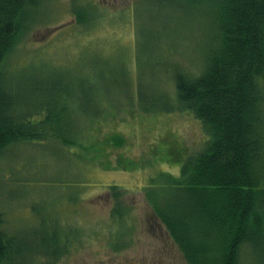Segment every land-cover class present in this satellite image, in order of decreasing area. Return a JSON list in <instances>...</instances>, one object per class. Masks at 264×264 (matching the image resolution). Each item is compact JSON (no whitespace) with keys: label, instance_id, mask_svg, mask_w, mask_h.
I'll list each match as a JSON object with an SVG mask.
<instances>
[{"label":"rangeland","instance_id":"rangeland-1","mask_svg":"<svg viewBox=\"0 0 264 264\" xmlns=\"http://www.w3.org/2000/svg\"><path fill=\"white\" fill-rule=\"evenodd\" d=\"M169 1L46 0L6 61L14 85L29 84L30 74L70 93L71 130L84 132L69 148L26 142L0 154L3 230L19 235L24 247L37 246L42 234L53 237L56 252L65 253L50 264H184L151 220L143 188L158 172L178 174L165 160L173 144L196 153L207 136L187 112L150 115L140 105L172 96L177 68L198 73L211 27L203 2ZM80 6L93 9L88 27L72 13ZM94 109L101 113L91 122L78 115ZM113 137L123 145L113 147ZM111 185L123 192L115 219ZM241 253L245 264L247 251ZM246 258L254 264L250 252Z\"/></svg>","mask_w":264,"mask_h":264},{"label":"trees","instance_id":"trees-1","mask_svg":"<svg viewBox=\"0 0 264 264\" xmlns=\"http://www.w3.org/2000/svg\"><path fill=\"white\" fill-rule=\"evenodd\" d=\"M44 1L0 0V154L26 142L53 141L69 148L84 135L71 130L70 93L30 80V74L27 85H14L7 77L6 61L36 23ZM181 1L184 7L203 2L201 14L210 22L201 67L197 74L177 68L173 95L166 94L164 102L145 100L140 109L150 115L187 112L207 139L191 154L172 145L174 154L165 160L179 167L178 174L158 172L143 188L151 220L163 228L184 264H241V251H247L246 263L250 252L254 264H264V0ZM92 10H73L77 25L88 27ZM85 113L78 115L91 122L101 112ZM108 141L123 145L119 137ZM108 193L114 199L111 216L121 217L122 190L111 185ZM3 223L0 212V264H37L39 259L50 264L65 253L56 252L55 239L44 234L37 246L24 247Z\"/></svg>","mask_w":264,"mask_h":264}]
</instances>
